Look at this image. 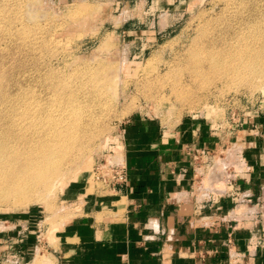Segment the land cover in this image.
<instances>
[{
  "label": "rangeland",
  "instance_id": "1",
  "mask_svg": "<svg viewBox=\"0 0 264 264\" xmlns=\"http://www.w3.org/2000/svg\"><path fill=\"white\" fill-rule=\"evenodd\" d=\"M244 22L264 30V0H0V126L19 119L29 135L50 115L75 136L46 186L0 202V264H51L66 230L83 222L84 197L107 189L94 172L122 159L124 128L192 120L217 138L220 159L264 121L263 52L225 47L224 70L203 78L190 65L212 35L227 32L233 44Z\"/></svg>",
  "mask_w": 264,
  "mask_h": 264
},
{
  "label": "crops",
  "instance_id": "2",
  "mask_svg": "<svg viewBox=\"0 0 264 264\" xmlns=\"http://www.w3.org/2000/svg\"><path fill=\"white\" fill-rule=\"evenodd\" d=\"M121 138L126 183L84 197L51 264H264V121L214 158L211 176L194 175L188 148L216 153L217 138L192 120L141 121Z\"/></svg>",
  "mask_w": 264,
  "mask_h": 264
},
{
  "label": "bare ground",
  "instance_id": "3",
  "mask_svg": "<svg viewBox=\"0 0 264 264\" xmlns=\"http://www.w3.org/2000/svg\"><path fill=\"white\" fill-rule=\"evenodd\" d=\"M252 24H254V23H252ZM255 25L256 24L251 25L250 22H248V23L244 22V24L242 25L243 27H242L240 24L239 25L240 28L238 29L239 35L236 36L233 34V36L232 35L229 36L230 39H231V37L235 38L234 43L233 44L230 43V45H229V43L226 44L227 42L225 41V37H227V35H229V34H227L226 31H225L226 32L225 34H224V32H222L223 34H221V35L219 34L220 36L218 35L220 37L219 39H222L221 36L223 37V39L220 40L221 42H219V43L217 42L218 39L215 38L218 36L214 37L212 35V38H210L211 40H209V38H208L207 42L205 39L207 37V35L205 38L203 37L202 40L205 39L204 42H206V45H204L205 47L203 49H201L200 51L198 48L197 50L199 52L197 53L195 51V53H194L195 55H193V57L191 58V64L190 65H193V67H195L193 70L196 71V72L192 71V72H194L192 74L194 76L199 75V77L203 78L202 75H203V72L205 71V69H207L205 74H207V71H212V72L216 71L217 69L221 68L222 66H223L222 68L224 70V63H226L225 59L227 58L224 56L227 53L223 54L225 47H232V49L237 47L235 50H239L240 54L242 52L247 53V54H253V52H256V54H257V51L259 52L258 53L259 55L262 52L264 53V34L262 33V32H264V30L263 31L260 30L258 32L257 27H256L258 25H256V26ZM263 26H261V27H263ZM209 31H211V30L209 29ZM207 33L208 32H206L205 34H207ZM213 33L211 32V33H209V35H211ZM209 35H208V37H210ZM203 36H204V34H203ZM212 39H214V40H212ZM227 41H228V39H227ZM232 49L226 48L225 51L229 50V52H231L230 50H232ZM221 54H222V56H221ZM246 56H248V55H246ZM253 56H254V54H253ZM256 56L257 55H255V58H256ZM262 58H263V55L261 58L259 57L258 59L261 60ZM249 59H251V57H249L247 60L249 61ZM247 60H246V62H247ZM256 61H257V58H256ZM237 62H239V61H237ZM261 62L259 61V63H261ZM233 63H234V65L238 64L235 62H233ZM251 63H253V57H252V60H250L249 65H251ZM254 63H255V61H254ZM254 63H253V66H254ZM230 64L231 63H229V65ZM242 64H244V67L248 66V65L245 66V63H242ZM226 66L227 65H225V67ZM232 66L231 67L227 66V67L230 70V68H232ZM239 68L240 67L238 65V69ZM238 69H237V71H238ZM233 70H234V68H233ZM259 70H261L259 72H261V74L264 76V72H263L264 65ZM221 71H222V69H221ZM225 71H227V70H225ZM230 71H232V69ZM257 72H254V73H257ZM238 73L239 72H237V74ZM209 74H210V72H209ZM221 74L222 73H220V75ZM224 74H226V72ZM230 74L232 75V73H230ZM261 74H258V75H261ZM208 75H207V77L204 76V78L206 77L207 80H209ZM235 75H236V72H235ZM217 76L218 75H216L215 77L217 78ZM196 77H198V76H196ZM218 77H220V76H218ZM226 77L227 76L225 75V79H226ZM227 78H229V77H227ZM230 78H232V77L230 76ZM220 79H221V77H220ZM213 80H214V78H213ZM7 118H10V120H11V117H7ZM45 118H47V120L45 121L46 125H47L46 128L44 125L45 129H41L42 128L41 127V128H39L41 130H37V131L34 130V132L33 133L30 132V134L27 133L29 135L24 134V131L22 130L23 124H21L23 122L18 124V121L20 122L19 119L17 120L16 123H14V121L8 120L9 124L5 123L4 126H0V202L11 200L13 204L17 205L22 200L25 201V198L27 201V197L33 191V188L36 186V184H41L42 186H46L48 184V182L50 181V179L52 178V176L59 170L60 164H58V162H57L59 154L61 152H63L61 150H63L70 143L73 142V140L75 139V136L72 132H69L70 126H67L65 124L64 127L60 126V128L62 127L60 129V128H58V125H59L58 120H57V122L54 121L55 119L50 115L45 117ZM12 120H15V119L13 118ZM4 134L6 136L5 138H3ZM25 139H27V141H28L27 143L24 142ZM4 178L6 179V181H3V180H5Z\"/></svg>",
  "mask_w": 264,
  "mask_h": 264
},
{
  "label": "built area",
  "instance_id": "4",
  "mask_svg": "<svg viewBox=\"0 0 264 264\" xmlns=\"http://www.w3.org/2000/svg\"><path fill=\"white\" fill-rule=\"evenodd\" d=\"M190 153V163L195 176H200L201 171H207L212 175L211 171L215 168L214 158L215 153L202 147L190 146L188 148ZM224 151H221L222 155ZM128 177V170L123 161H111L102 167L96 168L94 172V180L102 183L109 189H114L118 184L126 183Z\"/></svg>",
  "mask_w": 264,
  "mask_h": 264
}]
</instances>
